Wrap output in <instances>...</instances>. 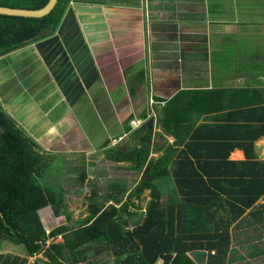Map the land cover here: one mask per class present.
<instances>
[{"label": "crops", "instance_id": "obj_1", "mask_svg": "<svg viewBox=\"0 0 264 264\" xmlns=\"http://www.w3.org/2000/svg\"><path fill=\"white\" fill-rule=\"evenodd\" d=\"M13 91L25 99L10 104ZM184 91L216 92L208 96L210 111L190 131L192 159L209 161V171L241 173L237 180L213 177L223 180L215 185L223 187L225 206L250 200L252 195L243 199L241 190L253 186L258 191L264 185L249 175L259 168L255 162L264 163V0H72L53 36L0 58L3 109L11 116L19 109L33 110L26 116L30 125L26 131L46 155L63 164L50 186L66 190V176L73 175L72 186L78 182L79 190L88 187L85 217L88 203L109 206L115 194L124 201L143 179L145 171L135 164L107 158V150L117 147L114 141L135 145L133 134L142 126L135 130L132 123L145 120V113L151 118L170 97ZM105 109L110 110L105 118L112 120L99 117L97 112ZM189 112L182 119L192 123L200 113L195 107ZM108 122L117 134L111 128L104 132L105 138H98ZM85 124L96 127V133L88 134ZM163 136L160 130L162 145L173 144L172 137ZM95 143H100L98 150L93 149ZM162 145H153V158L163 154ZM81 153L86 154L85 161L65 166L63 158L78 159ZM99 155L103 156L99 161L88 158ZM74 172H80L84 181L80 183ZM115 185L117 190L107 192ZM119 188L127 189L126 193L119 195ZM169 194L164 201H171ZM54 208H48L53 226L46 227L42 220L48 232L55 228ZM221 214L226 216L224 210ZM237 228L243 238L235 242ZM249 231L263 246L247 241ZM263 239L264 194L232 227L225 264H264ZM10 252L21 255L12 245L2 253ZM200 255L201 251L191 253L193 258ZM206 255L201 260L205 264Z\"/></svg>", "mask_w": 264, "mask_h": 264}, {"label": "trees", "instance_id": "obj_2", "mask_svg": "<svg viewBox=\"0 0 264 264\" xmlns=\"http://www.w3.org/2000/svg\"><path fill=\"white\" fill-rule=\"evenodd\" d=\"M71 1L58 0L51 14L43 19L0 16V58L53 36ZM48 2L0 0V6L32 10L41 9ZM209 95L216 92L184 91L167 102L157 122L163 135L172 137L174 142L170 146L163 144L160 157L151 156L154 150L151 122L133 134V147L107 150V158L115 163L130 162L139 171H145L126 200L115 194V201L109 206L90 202L87 216L77 226L62 223L49 232L40 212L62 206L65 201L67 191L50 186L52 175H57L63 164L46 155L0 102V264H205L201 260L207 257V252V264H225L232 244L231 229L264 194V185L258 191L253 186L242 189L243 199L245 195L252 198L225 206L223 187L215 185L223 180L213 177L224 175L237 180L241 173L209 171V161L192 159L189 134L201 115L210 111ZM157 101L164 100L157 98ZM184 103L186 110L182 109ZM192 107L200 113L199 117L192 123L185 122L182 117ZM147 117L146 113L142 116ZM133 119L128 124L129 133ZM220 163L229 165L223 160ZM254 164L259 172L255 170L249 175L263 183L264 163ZM220 166L223 165H215ZM261 177L263 180H259ZM83 181L84 178L80 179V183ZM147 189L150 198L143 213L132 211V207L142 209L140 202ZM119 190V195L127 191ZM166 192H171L167 195L171 201H164ZM222 210L226 216L221 214ZM58 237L62 241L57 242ZM6 244L23 246L24 251L21 255L2 253ZM194 251H201V255L193 258L190 253Z\"/></svg>", "mask_w": 264, "mask_h": 264}, {"label": "rangeland", "instance_id": "obj_3", "mask_svg": "<svg viewBox=\"0 0 264 264\" xmlns=\"http://www.w3.org/2000/svg\"><path fill=\"white\" fill-rule=\"evenodd\" d=\"M23 95H25L26 97H28L26 94H23ZM172 98L173 97H170L169 99H168V101L170 100H172ZM19 99H21V101H22V99H25L24 97H22L21 95H19V93H17V92H15V91H13L10 95H9V98H8V101H11L10 102V104H12L13 103V105H15V102L17 101V100H19ZM151 99V98H150ZM27 101V103H29V100L28 99H26ZM25 102V103H26ZM149 104H150V100H149ZM29 105V104H28ZM152 105V104H151ZM164 105H167V101L164 103ZM164 107L165 106H160L159 107V109L157 110V112H155V115H153L150 119H148V121H147V123L148 122H153L152 121V119H154V122H153V125H154V127H156V129H154V143H153V145L155 144V145H159V146H161L162 145V142L160 141V139H159V137H158V132H160V130H161V127L159 126V124H158V122H157V120L160 118V115H161V113L163 112V110H164ZM14 109H15V107H13V111H14ZM12 110V109H11ZM104 112H101V114H100V112L98 111L97 113H98V115H100L99 117H103V119L104 120H107V121H110V120H112V117H108V118H105L106 117V114L108 113V112H110V110H107V109H105V110H103ZM31 112H33V110H31V109H28V110H25V111H22V110H16V111H14V113L12 114V116H13V118H15V120H16V122L18 123V125L19 126H21L23 129H25V130H29V129H27V128H29L30 127V125L26 122V120H28L29 118H26V116L29 114V113H31ZM110 118V119H109ZM109 124H106V131H99V133H97V135H98V138H100V137H103V138H105L104 136L106 135L105 133H107L108 131H110L111 130V128H112V123L111 122H108ZM85 127H86V129H87V133L88 134H92V133H96V132H94L95 130H96V127H92L91 125H89V127H88V125L87 124H85L84 125ZM158 131V132H157ZM162 131V130H161ZM105 132V133H104ZM111 132L113 133V134H117V131H114V127L112 128V130H111ZM29 133V132H28ZM155 134H157V135H155ZM169 137V136H168ZM163 138L165 139V138H167V136L165 135V137L163 136ZM100 143H98V144H96L95 143V145L93 146V149L94 150H96L97 148H98V145H99ZM125 144H127V145H125ZM168 144V143H167ZM134 146L133 144H132V141H114V146H123V147H127V146ZM163 146V145H162ZM168 146H170V143L168 144ZM98 150V149H97ZM81 158L79 157V155H78V159H73V158H67L66 157V159H62L63 160V162H65V166H67V167H69V165L70 164H72V165H80L82 162H80L79 160L80 159H82L83 161H85L86 160V154H83V153H81ZM75 157H77V156H75ZM100 157H103V156H94V157H88V158H90L91 159V161H95V160H98L99 161V159H100ZM107 160V159H106ZM66 163H69V164H66ZM101 163H103L104 165H107L108 164V162L107 161H105V159H101ZM136 168H137V165H136ZM138 169V168H137ZM61 172V171H60ZM60 172L56 175V176H54L53 178H56V177H58L59 176V174H60ZM145 173V172H144ZM74 174H75V176L76 177H79V175H80V172H74ZM107 174H109V172L107 173ZM69 175H71V173H69ZM73 175H71L70 177L69 176H66V180H68V184H67V188H66V191H67V197H65V201L64 202H66V203H63V205L62 206H59L58 208L56 207V208H54V212H55V214H56V216H55V218H56V221H55V223H54V227H56V226H58V225H60V224H62V223H69L70 225H72V226H77L78 225V223H79V220H81V219H83L84 217H85V212H84V210H85V206H87V199H89L88 197H90V189H88V187L87 188H85V189H81V190H79V188H80V184L78 183V182H72L73 183V186H72V184H71V179H73V180H75V177L73 178L72 177ZM68 178V179H67ZM78 180V179H77ZM57 184V183H56ZM82 188V187H81ZM57 189V188H56ZM115 189L117 190L118 189V187L115 185L114 187H113V189H109V190H107V192H114L115 191ZM57 190H59V189H57ZM103 190H106V189H104L103 188ZM118 191H121V190H118ZM82 194L83 193V195L86 197V198H83L80 194ZM69 197V198H68ZM70 197H72V201L71 202H68V200L70 199ZM149 198H150V195H149V190L147 189L146 191H145V193L143 194V198H142V201L140 202L141 203V206H142V209H140V210H138L137 208H135V207H132V211H136V213H138V214H142L143 213V211L145 210V208H146V205H147V202H148V200H149ZM138 202V201H137ZM109 205H111V202L109 203ZM51 212H50V210L49 209H46V210H43L41 213H40V216L42 217V220L45 222V224H46V227H48V228H50L51 226H53V224H50V222H49V220L48 219H50V214ZM135 219V218H134ZM232 230V229H231ZM238 231H239V229L237 228V229H235L234 230V241L236 242L237 240H240V239H242L243 237H238ZM239 234H242V233H239ZM243 235V234H242ZM245 238L247 239V241H249V242H252V244H254V245H259V247H261V246H263V245H261L260 244V241H258L257 240V236H256V233H253V231H249V233L248 234H245ZM264 240V239H263ZM262 240V241H263ZM56 241L57 242H59V241H62L61 240V237H58L57 239H56ZM51 241H49L48 243H50ZM10 245H8V244H6V250H8V247H9ZM16 250H17V252L19 253V254H21V253H23V251H24V247L23 246H18V247H16ZM247 250H249V248L247 249ZM242 252L244 253V254H246V252H244L243 250H242ZM191 254V253H190ZM213 255H215V253H213ZM238 255V254H237ZM42 256H39V258H41ZM105 259V258H104ZM34 260V259H33ZM160 263V262H159ZM158 263V264H159Z\"/></svg>", "mask_w": 264, "mask_h": 264}, {"label": "water", "instance_id": "obj_4", "mask_svg": "<svg viewBox=\"0 0 264 264\" xmlns=\"http://www.w3.org/2000/svg\"><path fill=\"white\" fill-rule=\"evenodd\" d=\"M58 0H49L41 9H20L0 6V16L23 19H43L51 14Z\"/></svg>", "mask_w": 264, "mask_h": 264}, {"label": "built area", "instance_id": "obj_5", "mask_svg": "<svg viewBox=\"0 0 264 264\" xmlns=\"http://www.w3.org/2000/svg\"><path fill=\"white\" fill-rule=\"evenodd\" d=\"M151 104H155V101L153 99L151 100ZM145 124H146V121H137V122L135 121L132 125L134 129H137Z\"/></svg>", "mask_w": 264, "mask_h": 264}, {"label": "clouds", "instance_id": "obj_6", "mask_svg": "<svg viewBox=\"0 0 264 264\" xmlns=\"http://www.w3.org/2000/svg\"><path fill=\"white\" fill-rule=\"evenodd\" d=\"M148 119H150V116L148 117ZM148 119H145V120H143V121H146V123H147ZM152 121L154 122V119H152ZM153 122H152V123H153ZM133 123H134V122H133ZM133 123H132V124H133ZM145 125H146V124H145ZM143 126H144V125H143ZM143 126H142V127H143ZM132 127H133V125H132ZM139 128H140V127H139ZM139 128H137V129H139ZM133 129H134V127H133ZM154 129H155V127H154ZM135 130H136V129H135Z\"/></svg>", "mask_w": 264, "mask_h": 264}]
</instances>
